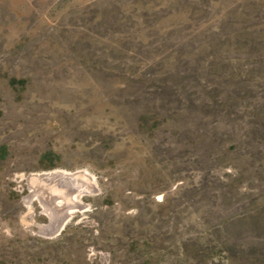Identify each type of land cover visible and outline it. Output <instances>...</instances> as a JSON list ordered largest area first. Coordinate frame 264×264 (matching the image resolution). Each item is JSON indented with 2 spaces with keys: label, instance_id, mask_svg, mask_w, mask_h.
Wrapping results in <instances>:
<instances>
[{
  "label": "rangeland",
  "instance_id": "obj_1",
  "mask_svg": "<svg viewBox=\"0 0 264 264\" xmlns=\"http://www.w3.org/2000/svg\"><path fill=\"white\" fill-rule=\"evenodd\" d=\"M51 171L93 191L46 235ZM259 252L264 0H0V264Z\"/></svg>",
  "mask_w": 264,
  "mask_h": 264
},
{
  "label": "bare ground",
  "instance_id": "obj_2",
  "mask_svg": "<svg viewBox=\"0 0 264 264\" xmlns=\"http://www.w3.org/2000/svg\"><path fill=\"white\" fill-rule=\"evenodd\" d=\"M28 180L33 192L30 194L28 202L30 203L33 197H37L45 212L54 220L49 226H41V230L46 235L59 232L69 219V214L66 213L59 220H55L59 216L57 210L59 205L67 207L69 205V208L73 209L74 206H80L79 197L81 195L93 191V188L90 187L91 184H85L89 180L83 173L51 171L32 175Z\"/></svg>",
  "mask_w": 264,
  "mask_h": 264
},
{
  "label": "trees",
  "instance_id": "obj_3",
  "mask_svg": "<svg viewBox=\"0 0 264 264\" xmlns=\"http://www.w3.org/2000/svg\"><path fill=\"white\" fill-rule=\"evenodd\" d=\"M250 258L252 264H264V252H259Z\"/></svg>",
  "mask_w": 264,
  "mask_h": 264
}]
</instances>
